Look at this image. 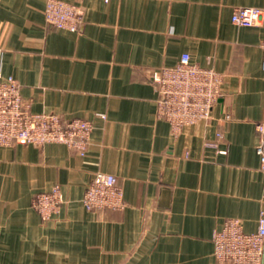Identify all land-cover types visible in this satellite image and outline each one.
<instances>
[{"label":"crops","instance_id":"obj_1","mask_svg":"<svg viewBox=\"0 0 264 264\" xmlns=\"http://www.w3.org/2000/svg\"><path fill=\"white\" fill-rule=\"evenodd\" d=\"M45 2L0 0V76L19 83L31 112L93 129L83 155L0 147V264H216L214 231L238 219L252 233L264 209V14L231 23L234 9L264 0H84L76 32L48 25ZM185 53L222 75L220 98L208 121L174 137L149 73ZM97 173L116 178L123 210L82 206ZM54 185L63 204L43 221L31 201Z\"/></svg>","mask_w":264,"mask_h":264},{"label":"built area","instance_id":"obj_2","mask_svg":"<svg viewBox=\"0 0 264 264\" xmlns=\"http://www.w3.org/2000/svg\"><path fill=\"white\" fill-rule=\"evenodd\" d=\"M83 1L46 0V23L55 29L78 31L83 23ZM263 14L264 10L256 7H238L232 12L231 23L237 27H253ZM260 48L264 70V39ZM149 80L156 86L158 94L156 116L168 123L174 137L185 126L208 121L220 98L222 75L212 68L192 63L186 53L173 67L150 71ZM98 117L104 119V115ZM224 119L230 120V116L225 115ZM92 129V124L86 120L73 118L64 121L56 114L31 112L29 103L22 101L19 83L12 77L3 79L0 76V147L56 143L83 155ZM255 131V153L259 168L264 172V120L255 124ZM62 204L63 195L58 185L36 194L31 201V207L43 221L58 213ZM81 204L87 211H121L125 207L116 178L103 173L94 176ZM212 243L216 264H264V209L259 212L256 231L246 233L240 220L226 219L220 229L214 231Z\"/></svg>","mask_w":264,"mask_h":264}]
</instances>
